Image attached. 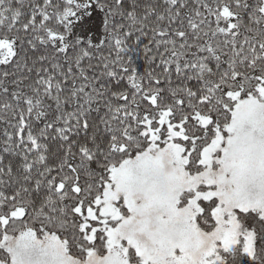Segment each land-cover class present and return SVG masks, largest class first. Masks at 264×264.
I'll use <instances>...</instances> for the list:
<instances>
[{"label": "snow or ice", "instance_id": "1", "mask_svg": "<svg viewBox=\"0 0 264 264\" xmlns=\"http://www.w3.org/2000/svg\"><path fill=\"white\" fill-rule=\"evenodd\" d=\"M0 264H264V0H0Z\"/></svg>", "mask_w": 264, "mask_h": 264}]
</instances>
